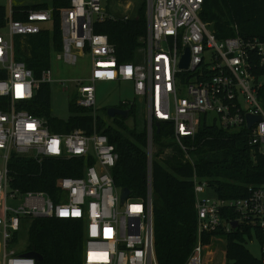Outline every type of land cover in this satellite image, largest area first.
<instances>
[{
    "label": "built area",
    "instance_id": "obj_1",
    "mask_svg": "<svg viewBox=\"0 0 264 264\" xmlns=\"http://www.w3.org/2000/svg\"><path fill=\"white\" fill-rule=\"evenodd\" d=\"M34 1V0H30ZM7 7L5 26L0 29V67L8 73L0 79V96L10 99L0 110V240L2 264H37L34 258L10 248L11 240L21 229L22 217H45L82 222L85 236L84 264H158L155 252L152 159L156 123H169L173 136L192 160L184 139L194 138L201 123H214L226 129L247 126V115L262 119L251 128L250 144L264 143V107L259 89L264 76L256 70L264 66V39L236 36L218 39L201 18L205 0H145L147 29L140 39L135 61L120 62L117 49L108 36L97 33L94 23L107 17L130 18L108 13L103 0H69L61 10L63 49L59 58L76 63L80 54L91 56L90 76L76 80V101L94 110L96 118L97 81H129L134 92L146 104L148 138L147 196H129L121 203L122 188L115 185L112 168L118 153L106 134H87L77 128L67 133L53 132L44 117L36 116L18 104L31 100L40 83L53 81L51 68L40 78L27 64L16 58L14 37L36 34L53 20L52 8H26L15 19V0H0ZM36 3V1H34ZM39 3V2H38ZM5 30V34H3ZM189 51L186 68L181 67ZM64 84V83H63ZM131 106L134 102L124 100ZM12 152L33 157L39 163L48 157L85 159L81 176H63L54 201L43 191L9 192L12 179L9 160ZM94 161L88 163L89 161ZM198 214L197 243L185 264H204L203 237L220 239L215 232L233 230L232 222L254 229L261 244L264 264V185L249 188V195L238 199L199 198L209 186L195 173L192 177ZM22 195L18 207L10 199ZM131 195V194H130ZM233 210L235 217L224 218Z\"/></svg>",
    "mask_w": 264,
    "mask_h": 264
},
{
    "label": "trees",
    "instance_id": "obj_2",
    "mask_svg": "<svg viewBox=\"0 0 264 264\" xmlns=\"http://www.w3.org/2000/svg\"><path fill=\"white\" fill-rule=\"evenodd\" d=\"M26 1V2H25ZM17 2L15 19H24L19 13L26 8H52L50 27L39 33L19 35L16 58L23 60L40 78L42 72L51 68L53 53L63 49L61 10L69 0H25ZM39 2V3H38ZM145 5L135 18H105L94 23L97 33H104L116 46L120 62L135 61L140 39L147 29ZM201 18L208 23L218 39L241 35L244 38L264 39V0H205ZM7 7L0 2V29L6 24ZM256 73L264 76V66ZM8 73L0 67V79ZM259 100L264 107V83L259 89ZM10 99L0 96V110H6ZM20 109L44 117L53 132L67 133L81 128L87 134L98 131L107 135L114 145L118 159L112 168L117 187H127L132 198L147 196L148 138L146 121L139 122L135 103L130 116L111 118L106 112L100 114L70 103L69 119L64 120L52 113L50 83H40L34 97L18 104ZM133 118L129 123L127 119ZM251 130L246 126L226 129L217 123H201L194 138L184 139L192 160L186 159L175 141L173 128L161 123L155 131L152 159V185L154 206L155 252L158 264H185L197 243L198 214L194 192L193 175L206 180L220 198L238 199L249 195V188L264 185V152L261 145L250 144ZM94 161H89L92 163ZM85 159H59L48 157L41 163L33 157L12 152L8 164L11 186L21 192L43 191L56 201L58 180L63 176H81ZM235 212H224V218H234ZM22 224L29 225L28 242L21 253L36 251L43 257L37 264H84L85 236L82 222L45 217H22ZM252 229L245 225L238 230L216 231L215 235L226 241V264H262L243 243L244 234L251 236ZM16 233L13 243L18 242ZM211 235L203 241L208 244Z\"/></svg>",
    "mask_w": 264,
    "mask_h": 264
},
{
    "label": "rangeland",
    "instance_id": "obj_3",
    "mask_svg": "<svg viewBox=\"0 0 264 264\" xmlns=\"http://www.w3.org/2000/svg\"><path fill=\"white\" fill-rule=\"evenodd\" d=\"M24 2L25 0H15V2ZM28 1V0H27ZM26 2V1H25ZM145 0H103V7L107 9L108 13L115 14L117 16L128 15L130 18L138 16V10L144 4ZM146 9V6H145ZM45 27H50L49 23H45ZM5 34V30L2 31ZM18 35L14 37V48L16 51ZM58 53L55 52L51 58V71L53 81L50 83L51 88V109L52 113L64 120L69 119L70 116V103L76 100L77 88L74 85L76 80H86L90 76L92 60L88 53L80 54L76 63H68L63 58L58 57ZM64 83V84H63ZM96 89V108L100 114L107 113V108L111 106L123 105L124 100L134 102L137 109V119L141 123L145 119L146 104L140 99L134 92L132 83L129 81L117 82V81H97L95 83ZM123 107V108H124ZM110 117V116H109ZM117 117V116H116ZM121 117V116H120ZM214 113L209 114V124L214 123ZM114 118V117H111ZM129 123L133 122V118L127 119ZM261 151L264 152V143L261 145ZM1 160V159H0ZM2 165V162H0ZM15 189L10 187L9 192H13ZM17 199H10L9 205L12 207H18L23 203V198L18 193ZM199 198L204 200L206 198H216L218 195L212 187H207L206 191L200 193ZM28 229L29 225L19 232L18 242L14 249H21L27 245L28 242ZM249 233L244 234L243 243L248 250L258 259L261 258V244L260 239L256 236L254 229ZM211 238L210 242L205 245L204 248V264H226V241L224 238L219 237ZM0 264H2V248L0 247Z\"/></svg>",
    "mask_w": 264,
    "mask_h": 264
},
{
    "label": "water",
    "instance_id": "obj_4",
    "mask_svg": "<svg viewBox=\"0 0 264 264\" xmlns=\"http://www.w3.org/2000/svg\"><path fill=\"white\" fill-rule=\"evenodd\" d=\"M188 62H189V51L187 50L186 54L183 56L181 67L186 68L188 66ZM107 114L110 117L121 116L123 118H128L130 116V109L111 106L107 108ZM261 119H262V116L260 115H251V114L247 115L248 128H251L255 122ZM160 124H161L160 122L156 123L157 132L160 131ZM130 194H131L130 189L127 187H123L121 191V203H124L125 200L130 196ZM231 224H232L233 230L235 231L238 230L240 227V223L237 221H233ZM23 256L32 257L35 259L37 263L42 261L43 259L42 255L36 251H30V252L24 253Z\"/></svg>",
    "mask_w": 264,
    "mask_h": 264
},
{
    "label": "crops",
    "instance_id": "obj_5",
    "mask_svg": "<svg viewBox=\"0 0 264 264\" xmlns=\"http://www.w3.org/2000/svg\"><path fill=\"white\" fill-rule=\"evenodd\" d=\"M116 107H117V106H116ZM21 222H22V221H21ZM22 227H25V225L21 223V229H22ZM21 229H20V230H21ZM20 230H19L18 232H16V233L18 234V237H19V232H20ZM16 233L14 234L13 239H14ZM18 237H17V239H18ZM13 239L11 240V243H10V248H12V249H14V247L17 245V243H13ZM0 247L2 248V261H3V253H4V249H3V244H2V242H1V240H0ZM16 250H17L18 252H20V249H16ZM20 253H21V252H20ZM25 253H27V252H25Z\"/></svg>",
    "mask_w": 264,
    "mask_h": 264
}]
</instances>
